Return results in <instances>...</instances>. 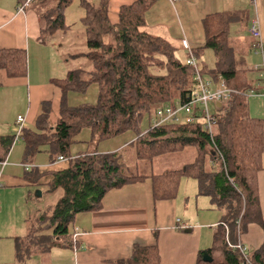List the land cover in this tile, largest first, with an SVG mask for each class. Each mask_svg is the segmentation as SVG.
<instances>
[{
	"label": "trees",
	"instance_id": "trees-1",
	"mask_svg": "<svg viewBox=\"0 0 264 264\" xmlns=\"http://www.w3.org/2000/svg\"><path fill=\"white\" fill-rule=\"evenodd\" d=\"M34 1L39 7L43 40L70 28L65 12L74 0ZM109 2L81 0L87 46L84 56L90 71L73 69L64 80L56 81L64 95L86 94L97 85V103L70 106L64 100L55 124L49 121V108L44 104L36 127L22 131L26 162L46 152L52 161L60 156L70 159V166L54 174L48 184L47 192L57 195L58 200L45 211L30 215L26 235L15 240L17 263L26 264L54 247L77 245L72 232L76 217L100 209L110 190L150 178L155 200H169L175 198L181 179L187 177L198 181L200 194L210 197L221 213L213 244L206 251L212 261L205 262V252H201L196 264H264V243L248 254V261L240 250L229 246L237 245L239 236L252 223L264 230L258 187V174L264 169V119L249 114L247 92L255 81L245 59L256 41L244 35L248 18L241 12L206 17L205 46L193 51L200 58L204 49H211L215 66L209 69L205 65V75L216 83L222 78L235 92L216 115L213 131L202 123L149 125L142 131L144 118H150L157 107L190 100L193 69L177 57L178 50L171 42L147 31L145 16L155 0H138L122 7L116 25L108 19ZM0 69L10 77H25L27 52L0 50ZM85 129L98 142L136 133L129 149L134 151L137 165L131 168L126 164L125 151L72 158L71 147ZM14 141L15 136L0 137V158H7ZM187 149H192L195 157L182 169L157 174L138 171L140 162L153 164L158 158ZM28 179L37 183L40 178L30 173ZM124 263L160 264L158 246L135 245L132 257Z\"/></svg>",
	"mask_w": 264,
	"mask_h": 264
},
{
	"label": "crops",
	"instance_id": "crops-1",
	"mask_svg": "<svg viewBox=\"0 0 264 264\" xmlns=\"http://www.w3.org/2000/svg\"><path fill=\"white\" fill-rule=\"evenodd\" d=\"M24 1L0 0V50L19 49L28 55V73L25 77H10L0 69V137L16 135L19 117L25 118L23 129H34L44 104L49 108V121L55 124L60 117L62 103L64 100L69 102L68 95H64L56 81L64 80L73 69L84 70L85 64L90 71L88 59L84 56L87 52L81 21L84 13L80 15L81 26L78 29L83 39L82 52L78 53L70 44L63 49L58 48L59 42H72L67 37L72 32L71 25L66 22L70 27L68 30L54 34L49 42L43 40L38 3L33 1L23 12H19L18 8ZM137 1L110 0V23L118 24L120 9ZM226 12H241L242 16L248 18L244 35L251 40L250 27L254 20H259L264 39V0H155L145 16L146 29L171 42L180 58L181 53L188 56L185 42L192 51L204 48L205 18ZM105 41L108 42V39ZM67 52L84 63L71 65L70 59L67 60L62 54ZM250 54L245 59L248 69ZM212 106L221 109V106ZM253 118L264 119V115L258 114ZM83 135L76 143H82L85 150L78 152L75 157L96 152H124L137 138L129 136L117 149L109 151L100 150L101 142L92 138L89 129ZM47 155L48 163H39L38 167L26 171L24 165L31 164L36 158L26 162L25 145L18 146L14 141L7 158H0V162H4L0 163V264H17L15 240L26 235L30 215L46 210L31 208L32 191L40 190L42 198L48 193V184L53 175L70 166V159L58 161L56 158L52 161L50 154ZM71 157H74L72 153ZM262 162L264 168V155ZM35 164L38 163L35 161ZM158 165L147 167L146 174L154 173L151 170H155ZM30 173L39 176L37 183H30ZM258 187L264 217V169L258 174ZM220 220L221 213L210 197L200 194L196 179L182 178L175 198L155 200L153 182L146 178L110 190L100 209L79 214L72 230L77 245L72 248L54 247L48 254L36 255L26 264H125L132 257L135 245H157L160 264H196L199 254L211 248ZM238 241L247 248L248 254H252L263 245L264 230L252 223Z\"/></svg>",
	"mask_w": 264,
	"mask_h": 264
},
{
	"label": "rangeland",
	"instance_id": "rangeland-1",
	"mask_svg": "<svg viewBox=\"0 0 264 264\" xmlns=\"http://www.w3.org/2000/svg\"><path fill=\"white\" fill-rule=\"evenodd\" d=\"M92 1L97 2V0H92ZM83 13H84V9L81 5V0H74V2L67 8V10L65 12V19H66V22L72 26V32L69 33L67 35V37L70 38V41H72V42H70V43H68V41H67V43L59 42L60 46H58V48L63 49L65 46H68L67 44H70L74 49H77L78 53L82 52L81 51V49H82L81 42L83 39L81 38V34H80V32H78V29L81 26V22H80L81 16L80 15H83ZM44 38L47 42H49L50 37H47V35H46V36H44ZM83 51H85V50H83ZM62 54H64L66 56L67 60L70 59L71 65L75 66L78 63H81L83 61V60L81 61L80 58H74V57L70 56L71 53L67 52V53H62ZM180 58L182 61H187L188 56L184 53H181ZM85 61H87V60H85ZM200 61L202 64H204V66L206 65L209 67V69H213L214 63H215L214 52L210 49L206 50L204 55L201 56ZM82 63H84V61ZM247 63H248L249 69H250V77L253 79V81H255L253 89L255 91L259 92V94H256L254 96L250 95V97H249V114L251 117L258 115V114L264 115V84H259L261 74L258 71L257 72L252 71V69H254L255 67H260L263 64L262 50L261 49H258V50L254 49L253 52L248 57ZM84 70H87L86 64H85ZM97 96H98V86L92 85L88 89V92L84 95L69 92V94H68L69 102L68 103L70 106H77L79 104L95 105L97 103ZM212 105L213 104H211L209 106L210 112L212 114H216V115L219 114L221 109L218 110ZM12 107L15 108V106H12ZM256 117H261V116H256ZM149 125H150L149 116H146L144 118V121H143L142 126H141L142 131H144V129L148 128ZM82 132L84 134L85 132H87V129L83 130ZM83 134L79 135L77 137V141L78 140L80 141L82 139V137L84 136ZM129 136L130 137H135V136L137 137L136 133L127 132V133L119 135L117 137L107 139L105 141H101L100 150L108 149L109 151H113V150L117 149V147L120 145V143H124L125 139L128 140ZM15 143L18 146H24L23 142H15ZM83 150H85V148H83V144L79 143V142L74 144L71 147V153L74 157L78 152L83 151ZM42 156H43V158H42ZM194 157H195L194 151L192 149H187V150L183 151L182 153L171 154V155H168L167 157L158 158L155 160V162H153V164H145V163L143 164L142 163L138 166V168H139L138 171L140 173L146 174V171H148L147 167L151 168V166H155L156 164H159V165L155 167V170H151L154 173H162L164 171L182 169L186 165L192 163L194 160ZM35 158H36L35 161L38 164H35V161L32 162L33 164L32 163L30 164V165H33L34 167H38L39 163L46 164L49 162L48 161V155L45 152L38 154ZM40 158L44 159V160H41ZM135 159L136 158H135L134 151L129 149V148L126 149V151H125L126 164L129 167L134 168L137 165ZM151 171L148 173H151ZM129 172H131V171L129 170ZM37 191H40V190L32 191L33 192V198H32V203L30 205L32 209L35 207H36V209L37 208L47 209L49 206L53 205L58 200L57 195H54V194L52 195V194H48V193L45 194L42 198L41 197L39 198L36 195ZM16 263H17V260H16Z\"/></svg>",
	"mask_w": 264,
	"mask_h": 264
},
{
	"label": "built area",
	"instance_id": "built-area-1",
	"mask_svg": "<svg viewBox=\"0 0 264 264\" xmlns=\"http://www.w3.org/2000/svg\"><path fill=\"white\" fill-rule=\"evenodd\" d=\"M34 0H25L23 5L18 8L19 12H23L25 8L29 7ZM175 2L176 0H170ZM250 34L256 41L255 50L261 49L263 55V64L260 67H255L252 71H258L261 74L260 83L264 84V39L259 20H254L250 27ZM185 48L188 50V58L186 64L193 69V82L194 92L187 102L177 101L174 104H166L157 107L150 117V125L152 128L159 127L167 124H204L205 128L210 132L213 131L214 126L217 124L216 114L210 112L209 106L211 104L221 107L223 104L228 103L235 94L230 88L227 87L222 78H219V82H215L213 79L207 77L204 73L203 65L201 61L195 56L194 52L190 49V46L185 42ZM259 94L254 89H250L247 95L250 97ZM218 115V114H217ZM25 118L19 117L17 120L18 131L15 135V142L21 140V134L23 131V124ZM67 158L58 157V161H65ZM4 164V162H0ZM34 166L27 164L24 165L26 171H30ZM218 225H216L217 229ZM229 246L234 249H238L245 256L248 261V250L240 242L237 245Z\"/></svg>",
	"mask_w": 264,
	"mask_h": 264
},
{
	"label": "water",
	"instance_id": "water-1",
	"mask_svg": "<svg viewBox=\"0 0 264 264\" xmlns=\"http://www.w3.org/2000/svg\"><path fill=\"white\" fill-rule=\"evenodd\" d=\"M218 106H221V105L218 104ZM36 195L38 197H41L42 196V193L40 191H37ZM203 259H204L205 262H211L212 261V258L210 257V255L207 252L204 253Z\"/></svg>",
	"mask_w": 264,
	"mask_h": 264
}]
</instances>
